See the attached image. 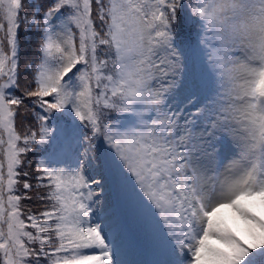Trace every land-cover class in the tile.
I'll return each mask as SVG.
<instances>
[{"label":"snow or ice","instance_id":"obj_1","mask_svg":"<svg viewBox=\"0 0 264 264\" xmlns=\"http://www.w3.org/2000/svg\"><path fill=\"white\" fill-rule=\"evenodd\" d=\"M136 250L264 264V0H0V264Z\"/></svg>","mask_w":264,"mask_h":264},{"label":"rangeland","instance_id":"obj_2","mask_svg":"<svg viewBox=\"0 0 264 264\" xmlns=\"http://www.w3.org/2000/svg\"><path fill=\"white\" fill-rule=\"evenodd\" d=\"M186 96L188 95H184V97ZM124 258L132 262V264H150V261L152 259L151 254L146 250H136L133 252H129Z\"/></svg>","mask_w":264,"mask_h":264},{"label":"trees","instance_id":"obj_3","mask_svg":"<svg viewBox=\"0 0 264 264\" xmlns=\"http://www.w3.org/2000/svg\"><path fill=\"white\" fill-rule=\"evenodd\" d=\"M200 75V65H196L195 68H193L191 61L188 62V69L185 73L184 78V86L189 82L190 79H194L199 77ZM183 86V87H184Z\"/></svg>","mask_w":264,"mask_h":264}]
</instances>
